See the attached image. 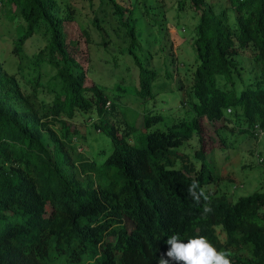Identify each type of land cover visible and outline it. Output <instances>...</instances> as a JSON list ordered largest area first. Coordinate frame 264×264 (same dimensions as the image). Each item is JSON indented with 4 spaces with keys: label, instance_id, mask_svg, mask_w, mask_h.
Wrapping results in <instances>:
<instances>
[{
    "label": "trees",
    "instance_id": "1",
    "mask_svg": "<svg viewBox=\"0 0 264 264\" xmlns=\"http://www.w3.org/2000/svg\"><path fill=\"white\" fill-rule=\"evenodd\" d=\"M99 1L105 9L92 25L122 31L109 62L137 69V87L118 86L111 100L86 84L89 38L80 48L67 41L73 11L62 17L57 0H0L18 58L15 74L0 63V264H158L173 235L204 237L231 264H264V193L221 195L207 161L213 142L222 148L216 133L229 115L252 137L264 131V0ZM181 17L191 20L194 55L174 79L180 92L187 79L188 89L180 107L161 112L167 77L155 68L168 23L179 29ZM34 36L44 47L27 57ZM77 115L95 121L75 124ZM192 138L190 158L184 142ZM194 182L199 201L188 192Z\"/></svg>",
    "mask_w": 264,
    "mask_h": 264
},
{
    "label": "rangeland",
    "instance_id": "2",
    "mask_svg": "<svg viewBox=\"0 0 264 264\" xmlns=\"http://www.w3.org/2000/svg\"><path fill=\"white\" fill-rule=\"evenodd\" d=\"M81 1L85 2V6L81 7ZM118 2L127 3V0H119ZM59 12L62 17H65V12L73 11L74 22L69 21L64 23V33L68 42L78 40V46L83 44V35L89 38L92 45L86 47L81 46V50L85 53L87 63L82 62L86 75V84L88 86H100L104 88V93L107 98H112L116 92V87H137V69L127 59L121 61L117 67L109 62L110 56H116L120 50V37L122 31L110 23H101L100 30L98 31L92 25V20L98 18L101 9L99 0H91L92 6L89 9L85 7L89 5V1L85 0H57ZM1 4V3H0ZM69 8V9H68ZM89 15V16H88ZM103 19V18H102ZM172 20V19H171ZM168 23L169 43L166 42L161 48L162 56L159 59V67L156 69L157 74L161 75V79L167 80L164 82L165 91L160 94V105L157 111L168 112V110H176L184 101V90L188 89L189 81L187 79H180L182 92L178 91V82L174 78H184V72L193 58L194 53L189 49L188 42L191 39L189 32L188 18L181 17L179 29L176 28L174 23ZM197 19H194L196 23ZM14 27L8 21L5 9L0 5V63L7 70L9 74H15L18 66V58L13 53V41L15 40ZM84 30V31H83ZM108 43V45H106ZM45 42L39 37L34 36L29 39L24 47L23 52L27 57L36 54L41 48L44 47ZM96 44H100L97 46ZM104 44V45H103ZM80 48V46H79ZM109 56V57H107ZM249 51L244 50L241 52L243 60L241 63L244 68L251 69L252 63L249 61ZM83 57V58H84ZM46 100H50V96H45ZM165 99V100H164ZM111 100V99H110ZM187 109V107H184ZM179 110V109H178ZM94 117V116H91ZM119 120V117L117 118ZM227 127L219 129L216 133L218 142H222V148L213 142L211 152L208 154L207 161L210 163V169L213 170L219 180V192L221 195L231 197L233 201L240 198L250 196L254 193H264V131L261 133H253V137L249 129L239 130L235 126V121L230 115L227 117ZM95 120H84L77 115L73 121L75 124L85 125L91 124ZM236 128V129H235ZM86 132H90V127ZM248 130V131H247ZM247 131V132H246ZM88 139V137H87ZM74 145L78 147L95 146L94 143H89L86 139H75ZM108 143V142H107ZM185 154L190 158L197 152L198 144L195 139L184 142ZM91 144V145H90ZM199 167V164H196ZM260 214L264 218V206L260 209ZM129 227V224H127Z\"/></svg>",
    "mask_w": 264,
    "mask_h": 264
},
{
    "label": "clouds",
    "instance_id": "3",
    "mask_svg": "<svg viewBox=\"0 0 264 264\" xmlns=\"http://www.w3.org/2000/svg\"><path fill=\"white\" fill-rule=\"evenodd\" d=\"M188 192L196 201L204 195L203 192L197 191L195 182ZM203 211L207 214L212 209L205 205ZM166 243L170 246L165 254L166 258H160L158 264H231L227 253L217 251L204 237H195L185 243L179 236L173 235Z\"/></svg>",
    "mask_w": 264,
    "mask_h": 264
},
{
    "label": "built area",
    "instance_id": "4",
    "mask_svg": "<svg viewBox=\"0 0 264 264\" xmlns=\"http://www.w3.org/2000/svg\"><path fill=\"white\" fill-rule=\"evenodd\" d=\"M262 131H257L256 133H261Z\"/></svg>",
    "mask_w": 264,
    "mask_h": 264
}]
</instances>
